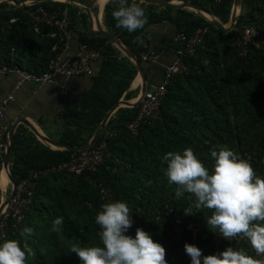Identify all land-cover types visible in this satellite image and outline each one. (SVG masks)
<instances>
[{
    "label": "trees",
    "instance_id": "trees-1",
    "mask_svg": "<svg viewBox=\"0 0 264 264\" xmlns=\"http://www.w3.org/2000/svg\"><path fill=\"white\" fill-rule=\"evenodd\" d=\"M182 1L204 7L205 2L208 0ZM231 1L232 0H224L222 5L218 7H214L209 1L208 2L211 4L213 14H216L220 17H227V15L230 13L229 5L231 4ZM128 2L130 4L132 0H128ZM136 2L141 3L140 0H136ZM245 5H247L248 8L249 22H251V25L253 24L259 35L264 38V0H246ZM43 6L48 10L56 11L61 15L63 11L68 8L69 29L76 30L74 23L75 21L73 18L75 11L74 8L65 4L50 5L44 3ZM141 6L146 11L148 23L143 29L133 33H129L124 28L117 27V21L113 17V12L116 11L118 7L115 5H107L105 14V20L107 22L109 32L118 35L120 39L123 40L125 45L138 57L141 64L142 60L140 57V52L142 50V44L147 41L143 33L145 28H147L150 24L169 21L177 26L178 32H185L187 35H190L195 29L199 27L209 28V32L205 37V41L197 49L196 54L191 56L186 55L184 57V61L190 67L189 73L174 77L167 86V92L161 104V112L159 114L160 120L157 122L156 128H153L152 125H150L152 120H148L147 122H144L140 125L138 134L135 136L131 133L123 132L107 139V151L104 155L103 162L98 166L96 171L86 170L81 175H75L68 172H57L50 173L48 175L43 174V176L41 173L50 170L52 167L67 165L71 155L76 151H53L45 148L44 146H40L39 144L27 143L26 139L28 138L22 134V131H17L14 136L11 150V176L17 186H19L22 181L26 179L33 183L36 182L32 190V201L25 209V219L22 222V226L20 225L21 227H23L25 224H28L34 218L31 213H39L40 210L47 211L48 208H51L57 212L58 206H63V200L61 198L54 196L50 189H44V185H46L48 178L66 175L75 176L77 185L79 188L83 189V198L85 202L90 203L91 206H84L82 209V215L85 219L83 224L78 223L76 220L68 216L69 220L67 221L69 222L70 226H62L61 231L65 235L66 239L71 243H77L86 246L87 240L94 238V235H96L98 229H100L99 225L95 223V217L98 212L102 210L101 206L105 203H110V192H108L107 195L104 193L105 190H108L107 188H111L109 189L111 190V193H114L115 200L118 199L121 201H127L131 199L132 203V201L135 199L134 191L137 187L138 181L140 180L141 174L139 176L137 175V172L139 171H136V168H134L133 161L136 156H142L144 154V151H146L148 146L149 138H155L157 136L159 137L160 133L164 134L167 129L174 128L172 125L174 121L172 118L173 110L178 111L180 117L183 119L181 122H184L185 119H188L183 125L178 122L180 124V130L177 129L179 132L177 134L184 138H191V147L194 152H203L210 156L212 150L219 151L218 146L226 145L231 150L234 147L240 148V136L237 134L235 129L237 127L233 128L231 127L232 125H229L224 121L221 125L216 126L218 120L213 118L214 115L211 114L208 107V101L216 99L214 98V94L209 95L207 91L199 93L196 96L202 97V99L198 102L197 97L193 98L192 96L183 93L185 86H192V81H195L203 87L207 85L208 76L205 75L206 72L204 71L205 66H203V61L209 59L210 62H217L219 57L218 45L220 40L217 38L216 34L221 33L222 31L214 27L212 23L205 17L191 11L167 7V10L157 12V7L154 4L142 2ZM171 11H176V15L173 16L170 13ZM0 13V67L4 65H18L19 67L32 73L44 72L48 68L50 59L52 57V47L57 42L56 38H52L49 35V33L54 31V29L46 25H40L41 32L38 34L34 31L32 24L23 25L22 23H24V21H30V19L22 9H16L11 13H4L3 11ZM13 18L16 19L15 22L10 23L9 21ZM245 19L246 16H239L233 30L228 31L227 33L222 32L227 43L225 47V53L228 55L229 59L234 57V65L227 69L230 73H233L231 71L233 69H239L241 72L239 78L237 79L239 83H237L234 79L231 80L230 77V80L228 81L229 83L226 82L224 86L220 87L221 92L226 89L237 88L238 86L245 84L243 81L246 78V80H248L249 87L253 85V88H255L256 84L251 83L253 79H257L260 83H262L261 86H264V47L257 49L252 47V49L249 51V54H247L245 57L239 56L238 51L236 50L235 42L243 38V34L240 31V25L245 21ZM137 36L141 38L140 41H136ZM80 41L82 44H87L90 48L96 49L101 54V58H103L101 72L99 76L95 77L94 79V87L82 100L86 104L83 106L85 108L90 105L88 103L91 101H94L99 105V103L101 104V102L103 103L105 100V97L103 96L104 94L98 92V89L102 82L109 81L105 80V77L112 69L115 58V47L108 41L106 37L103 36L89 38L82 35L80 37ZM255 49L257 54L254 53ZM41 50L43 51V62L41 63L40 61L39 68L33 65L34 67L30 69L29 66V68H25L22 65V59L26 53L31 56L37 53V51ZM122 58V62L128 69L129 74L126 80L120 82L121 89L116 91L115 98H112V102L110 105H108L110 107L113 105L114 101H118V98L124 92L123 88L129 86L137 75V69L135 65L129 61L128 58L124 56H122ZM248 61L251 62V64H249ZM250 69H252L256 74L254 77H252L248 72ZM260 75L262 76L258 78L257 76ZM252 105L253 106L237 108V111L241 112L242 115L246 117L247 123H249L247 129L249 127L250 128L249 131H247V138L245 139H250L249 142L251 144V151H253L256 148V145L259 144L261 145V148H264V128H261V126L264 127V91H262L259 96L255 97ZM75 107H73V105H68L65 111V117L77 118L79 113ZM110 107H108V109ZM189 109H191V112L188 114L187 111H189ZM132 110H135L136 113L132 117L128 118L126 123L134 120L138 114L139 106L133 108ZM106 112L107 110L103 111L101 114L99 113L98 109L94 110L93 113L95 116L93 119V124L95 123L96 127L100 124L103 117L106 115ZM176 119L178 121V118ZM177 121L175 122L177 123ZM112 122H114V120L111 119L110 123ZM125 125L126 124H122L116 128L121 129L124 128ZM216 130H219V134L216 132ZM252 130H256V133H253ZM193 131H195L194 134L191 133ZM185 132H188L189 134H186L190 136H185ZM206 132H209V134H206ZM251 133H253L254 136ZM105 134V132L102 133L94 145H99L105 139ZM249 136H253V138H250ZM76 140L77 138L74 137L70 139V141H61V143L74 147H82L87 144V142L80 143ZM177 147H179V145ZM168 151L169 148L166 147L165 152ZM211 161H213L212 158ZM155 174L156 172H153L154 176ZM262 174H264V171H262ZM153 191L154 190H151V193H153ZM151 193L149 194L151 197H153ZM119 196H122V198ZM40 198H42L41 201ZM144 199L149 200V195L145 196ZM150 205L151 204L149 203L146 207L149 210L150 208L148 207ZM167 205L169 208L173 209V213L161 215L160 211L167 207ZM180 206L182 207L183 204L178 201H163L162 205L151 207L152 213L150 216H152V219H149V221L146 220V218L136 214L135 210L130 208L132 211L131 217L133 219L134 228H130L126 234L135 238L136 229L142 227L143 225L144 227L142 228L145 231L151 233L153 239L155 240L158 229L163 222H168L171 220L175 221L176 223L178 222L176 216L179 214L183 215ZM64 215L65 214L62 209L59 217H64ZM53 217L54 216L49 217V221L46 220L49 225L53 223ZM135 217H137V220H135ZM182 224H186V222ZM183 228H186V226ZM15 231L16 230L13 232ZM200 231L201 233L199 234L200 236L197 240L198 243L204 244L205 241L211 236L209 237V235L203 232L201 228ZM13 232L10 233L7 239L16 237L13 235ZM186 233L188 234V240H190L192 244L196 245L195 242H193L192 232L188 230ZM58 237L59 235L56 231H52L50 233L48 232V234L42 236L40 245L43 246L50 244L51 247L47 249L45 254H40V249L37 250L38 257L35 258V264H62V262H65L66 264L69 262L71 264V259L75 258L74 261L72 260L73 262L78 260V255L74 252H70V248H68L66 244L64 245L60 243L58 241ZM99 243L100 246H103L101 242ZM184 245V243L180 244L175 239H170L169 244L164 247L166 248V253L168 254L169 258L179 259L181 258L179 251L184 248ZM187 264H191V259Z\"/></svg>",
    "mask_w": 264,
    "mask_h": 264
},
{
    "label": "rangeland",
    "instance_id": "rangeland-1",
    "mask_svg": "<svg viewBox=\"0 0 264 264\" xmlns=\"http://www.w3.org/2000/svg\"><path fill=\"white\" fill-rule=\"evenodd\" d=\"M171 1H175V0H171ZM245 2L246 0H241V3L237 9V17H236V22H237L239 16H246L245 21L240 25L241 27L240 31L243 34V38L244 36H246V38L250 37L249 40H251V43L248 44V49H247L248 52L246 53V55H244V57L247 56V54H249V51L252 49V47H255L256 49L264 47V38L261 37L257 31L253 35L250 33H248V35L245 34V32L251 31V29L255 28L253 24L251 25V22H249L248 8H247V5H245ZM183 3H186V2H183ZM234 4H235V0H232L231 4L229 5L230 13L227 15V17H220V16H217L216 14H213L212 9H211V4H209L208 2H205V5H207L206 10L211 14L210 16L208 15L206 16L208 17L210 21L216 18L225 26H230ZM114 5L118 7L119 3L117 5L116 4ZM156 7L157 9H159L160 5H156ZM2 8L3 6L0 5V12L3 11L1 10ZM190 10H193V12H196V10L194 9H190ZM13 11L14 10L11 9L9 11H3V12L11 13ZM196 13L200 14L199 12H196ZM29 19L30 21L26 20L22 24L23 25L32 24L33 27H35L36 24L33 22L32 18L29 17ZM236 22H235V25H236ZM103 23L107 29L108 25H107L106 20H104ZM234 27L231 30H233ZM39 28L41 29V27ZM93 28H96V27L93 26ZM216 35H217V38L220 40L219 45H218V48H219L218 60L217 62H210L209 59L203 61L204 62L203 66H205L204 71L206 72L205 75L208 76L207 85L203 87V86H200L195 81L189 80V81H192V86L190 85L185 86L183 93H185L186 95H190L193 98L197 97L198 102L202 99V97L196 96L199 93H203L207 91L209 95L210 94L215 95L214 97L216 98L215 100L212 99L208 101L209 102L208 107L210 109L211 114L214 115L213 118L218 120V123L216 124V126L221 125L224 121V122H227L229 125H232L231 127L233 128L237 127L235 129L237 131V134L240 136L241 146L240 148L234 147L232 150L241 158L249 160L256 175L261 178H264V174H262V171H264V148L263 147L261 148V145L259 144V145H256V148L254 147L255 149L253 151H251V148H250L251 144L249 142L250 139H247V140L245 139L247 138V133H248L247 131H249V128H250L249 127L247 129V127L249 126V123H247L246 117H244L241 112L237 111V108L253 106L252 103L254 102L255 97L259 96L262 93V91H264V86L263 85L261 86L262 83H260L257 79H253L251 83H255L256 85H255V88H253V85L250 86L251 87L250 88L248 80H246L247 79L246 78L243 81V83L245 84H242L238 86L237 88L226 89L222 92L220 91V87L224 86L225 83L230 80V77H231V80L234 79L237 83H239L237 79L239 78L241 71L239 69L231 70L233 73H230L228 71L227 68L234 65L233 63L234 57L229 59L228 55L225 53V47L227 43L223 37L222 32ZM121 41L123 42V40ZM239 41L237 40L235 44H237V42L239 43ZM114 47H115V52H114L115 58H114L113 66L111 69V72L113 74L110 75V79H109L110 83L109 85H107V87L110 88L108 90L110 92H112L115 89L116 91H119V89H121V86H120L121 80L126 79L129 74V71L125 67L124 63L122 62V59H119L121 58V56L125 57L126 55L117 45H114ZM256 49L254 50V53L257 54ZM249 61L248 63L251 64V62ZM248 72L251 74L252 77L256 75L252 69H250ZM262 75L257 76V77L259 78ZM112 81L114 82V86L111 85ZM243 85H244V88H243ZM245 88H248V89H245ZM122 105H123V108H126L125 103H122ZM187 112L189 114V112H191V109H189V111ZM172 114H173L172 118L174 120L172 125L174 126V128L167 129L164 134L160 133L159 137L157 136L155 138H149L148 146L146 148V151H144V154L142 156H136V158L133 161L134 168H136V171H139L137 172V175L139 176L141 174V176H140V180L137 183V187L135 188V191H134L135 199L132 201V203H131V199L126 201L129 207L135 210L136 214H138L139 216L143 218H146V220L149 221V219L150 220L152 219V216H150V214L152 213L151 207L153 206L156 207L157 205L160 206L162 205L163 201H166V202L178 201L181 204H183L182 207L180 206L181 212L183 215L179 214L176 216L178 222L176 223L175 221H172V220L168 222H163L160 225V228L158 229L155 241L161 243L163 246L168 245L170 239H175L180 244L182 243L192 244V242L188 240L187 238L188 234L186 233V231L188 232V226L194 224L197 227L199 234L201 233L200 231V228H201V230L205 232L206 234H208L209 237L211 236L209 239L205 241L204 244L198 243L197 239H199L198 238L200 236L199 234L195 240L192 236L193 242H195L197 247L202 249V253L204 256L214 255L217 252H222L226 250L227 247H232L234 250H237L238 248H243L245 249L246 252H248L249 255H252L254 258L262 259V257L256 256L255 250L251 247L250 242L247 241L246 239H241L240 237H237L234 239L233 244L231 245L230 244L231 240L225 239L222 235H220L218 229H216L215 231L212 230L211 227L208 225L207 221H208V217L212 216L213 210L206 209V208L197 209L195 206L196 198L193 194L184 192L182 196L177 197L176 192L178 190V186L174 183L169 182V179L165 174L167 163L163 162L162 158L167 153L165 152L166 147L169 148V151H181V152L184 149L191 147V138H184L180 136L179 134H177L179 133L177 129L180 130L179 123L183 125L185 121H187L188 119H185L184 122L183 121L181 122V120L183 119L180 117L177 110H173ZM159 118H160V115H158L155 118L150 119L152 120L151 121L152 123L150 125H152L153 128L154 127L156 128L157 122H159L160 120ZM176 118H178V121ZM175 121H177V123ZM261 128H264V127L261 126ZM194 132L195 131L191 133L194 134ZM216 132L218 133L219 130H216ZM252 132L256 133V130H252ZM186 133L189 134L188 132H185L184 133L185 136H190V135H187ZM206 134H209V132H206ZM253 136H249V137L253 138ZM76 137L78 140H80V143L87 142V144L92 139V138H89L90 134H84V131L82 130H80L79 132H76ZM178 145L179 147H177ZM195 153L197 154L198 158L201 159L205 163V165L209 168V171L210 172L213 171L215 161L214 160L211 161V158H212L211 155L209 156L203 152H195ZM153 172H156L155 176L153 175ZM41 174L45 175L46 173H41ZM109 188L107 189L110 190L111 188L110 189ZM44 189L45 190L50 189L54 196H56L57 198H61L63 200V203H62L63 206L61 207L58 206L57 212L51 208H48L47 211L40 210L39 213L38 212H35L34 214L31 213L34 218L28 224H25L23 227H21L22 226L21 224L20 228L16 230L15 232H13L14 233L13 235L16 237L13 236L14 238L12 239H19L21 241V246H22L23 242L25 241V237L20 236L21 231L26 227H30L33 229V233L27 236V243L33 249V253H34V255L28 257V264H35V258L38 257L37 250L40 249L39 251L40 254H45L47 249L51 247L50 244L43 245V246L40 245V240L42 236L48 234V232L49 233L52 232V224L49 225L47 223V221H49L48 219H50L49 217L54 216L52 218L54 221L57 217H59L60 212L63 209V212L65 215L63 217V224L61 225V228L64 225L70 226L69 222L67 221L69 220L68 219L69 217L73 218L78 223L83 224L85 219H84V216L82 215V209L84 208V206H87V207L91 206L90 203L85 202L83 198L84 197L83 189L79 188V186L77 185L75 176L66 175V176L50 177L48 178L46 185H44ZM108 190H105L104 193L107 195L108 192H110L109 193L110 202L111 201L112 202L121 201L118 199L115 200L114 193L113 192L111 193V190L110 191ZM151 190H154L155 192L153 191V193H151ZM180 190L183 191V189H180ZM149 193H151L153 197H151ZM147 195H149V200L144 199V197ZM119 197L122 198V196H119ZM41 200L42 198H40V201ZM149 203L151 204L148 207L150 208V210L146 208ZM185 211L189 214H186ZM161 212L162 211H160V213ZM161 215H166V214H161ZM135 220H137V217H135ZM185 222L186 224H182ZM184 226H186V228H183ZM142 227L144 226L142 225ZM132 228H134V224L132 225L131 229ZM99 231L100 229H98V232ZM57 233L59 235L58 241L64 245L66 244V246L70 248V246L73 243H71L70 241L66 239L65 235L63 234L61 230ZM97 233L96 235H94L95 236L94 238L87 240L86 246L80 245V244L79 245L82 247L100 246L99 242L101 241ZM179 254L181 255V258L177 259V258H169L168 254L166 253V259L168 261V264H187L188 261L191 259V257L186 254L184 248L181 251H179ZM74 259L70 260L72 262L71 264H83V261L79 258V256H78L77 261L73 262ZM62 264H66V263L62 262ZM67 264H70V263L67 262ZM202 264H203V261H202Z\"/></svg>",
    "mask_w": 264,
    "mask_h": 264
},
{
    "label": "clouds",
    "instance_id": "clouds-1",
    "mask_svg": "<svg viewBox=\"0 0 264 264\" xmlns=\"http://www.w3.org/2000/svg\"><path fill=\"white\" fill-rule=\"evenodd\" d=\"M132 0H119L113 12L117 27L129 33L143 29L148 23L145 9ZM136 37V41H140ZM212 150L215 161L213 171L198 158L191 147L181 151H168L162 158L167 163L165 174L170 183L178 186L180 197L184 192L193 194L197 209H211L208 225L219 230L225 239L237 237L246 239L257 257H264V178L256 175L249 160L241 158L228 146ZM180 189H183L181 191ZM95 217L99 225L97 233L103 246L82 247L77 243L69 251L76 253L83 264H168L166 248L155 241L152 234L143 228L136 229L135 238L126 233L133 225L131 209L126 201L105 203ZM186 214H189L185 211ZM63 217L52 223V231L59 232ZM33 233L24 228L20 236L25 237L21 246L19 239H6L0 243V264H28V257L34 255L27 243V236ZM184 249L191 257V264H264V258L257 259L243 248L227 247L222 252L204 256L202 249L186 243Z\"/></svg>",
    "mask_w": 264,
    "mask_h": 264
},
{
    "label": "crops",
    "instance_id": "crops-1",
    "mask_svg": "<svg viewBox=\"0 0 264 264\" xmlns=\"http://www.w3.org/2000/svg\"><path fill=\"white\" fill-rule=\"evenodd\" d=\"M142 2L144 1L142 0ZM173 2L183 3L184 1L175 0ZM44 3L50 5L65 4L75 9L73 18L75 21L74 23L76 30H72L73 36L68 41V49L66 51L67 55L75 56L79 53L81 44L80 37L82 35L89 38H96L103 36L97 32L98 28L109 31L107 30L108 28L106 29L103 23L105 20L106 7L107 5H114L119 3V0H0V5L3 6L1 10L3 11L20 9L21 5H43ZM167 7L169 6L160 5V8L157 9V12L167 10ZM204 7L203 8L206 9L207 5H204ZM180 9L193 12V10L186 8ZM170 13L175 16L177 12L171 11ZM198 15L203 16L207 20H209L206 15ZM93 26L96 28H93ZM39 27L40 25H35L34 27V31L38 34H40L41 32ZM177 33V26L169 21L153 23L145 28L143 34L146 37L147 41L144 42L143 45H146L150 49L155 50L159 56L158 63L156 64L142 61V66L147 79V89L160 85L163 82L166 67L176 59V51L178 48V43L176 41ZM42 52V50L37 51V53L31 56L26 53L25 56H23L22 65L25 68L30 67V69L34 66L39 68L40 61L41 63L43 62ZM125 57L128 58L127 56ZM102 59L103 58H100L93 63V75L76 76L71 78L67 82V84L69 85L68 97H65L62 93V86L65 83V80L63 78H58L57 82L53 84L34 85L30 83H23L16 91V102L10 104L9 108L7 109L5 123L10 125V129L14 124L18 123L15 129V133H17V131H22V134L28 138L26 139L27 143L39 144L40 146H44L45 148L53 151L64 149L49 144L44 140V138H48L54 142L61 143V141H70V139L76 137V132H79L80 130L84 131V134H90L89 138H93L97 130L102 126V123L107 114L114 107L117 108L109 117L102 133L113 131L117 129V126H120L122 124H128L126 123L128 118L132 117L136 113L135 110L132 109L139 106L135 105V103L139 99L143 88L142 78L139 76L138 70L134 80L130 83L129 86L123 88L124 92L118 98V101H114L111 107L108 105H110L112 100L115 98L116 89L112 92L108 91L110 89L109 87H107V85H109L110 83L109 81L102 82L98 89V92L104 94V102H101V104L99 103L98 105L94 101H91L90 103H88L90 104L88 107H83L86 104L82 100L85 98L86 94H88L92 90L95 84L94 79L95 77L99 76L101 72ZM119 59H123L122 56ZM129 61L131 60L129 59ZM111 74L113 73L110 71L106 75L105 80H109ZM17 79V76L12 74L0 75V100L8 95ZM113 81L111 82L112 86H114ZM122 103L126 104V108H123ZM68 105H73V107L76 106L75 109L79 113L77 118L65 117V111ZM108 107L110 108L108 109ZM95 109H98L99 113L101 114L103 111L107 110L106 115L103 117L100 124L97 125V127L95 123L93 124V119L95 116L93 112ZM111 119L114 120V122L110 123ZM76 141L80 142V140L78 139ZM11 165L12 158L10 155L7 169L4 166V162L0 166V206L6 199L10 198V196L12 195V192L14 191V184L17 187V184L11 176ZM3 171L7 173V176L9 178L8 182H3L1 179V173Z\"/></svg>",
    "mask_w": 264,
    "mask_h": 264
},
{
    "label": "built area",
    "instance_id": "built-area-1",
    "mask_svg": "<svg viewBox=\"0 0 264 264\" xmlns=\"http://www.w3.org/2000/svg\"><path fill=\"white\" fill-rule=\"evenodd\" d=\"M213 6H221L224 0H208ZM20 9L26 15L32 18L36 25H46L54 29L49 35L56 38L57 42L52 47V57L48 68L41 73L29 72L18 65L1 66L0 75L12 74L17 76L13 88L0 100V164H3L8 146L10 144V125L5 123V116L10 104L17 100L16 91L23 83L34 85L53 84L58 78H63L65 83L62 86V93L65 97L69 95V85L67 82L76 76L93 75V63L99 60L101 54L87 44H80L79 53L75 56L67 55L68 41L73 36V31L69 29V11L66 8L62 15L56 11H50L43 5H21ZM16 19H11L10 23ZM38 29V28H37ZM256 29L245 32L255 34ZM209 32L208 27H199L190 35L185 32H178L176 41L178 48L176 51V59L165 69L164 80L160 85L148 89L139 103V111L133 121L125 125L124 128L113 130L105 134V139L99 144L91 146L85 150L76 151L71 155L67 165L52 167L50 170L43 172L46 174L57 172H68L75 175H81L86 170L96 171L98 166L103 162L104 155L108 148L107 139L123 132L137 135L139 127L142 123L157 117L161 112V104L167 92V86L171 80L179 75H186L190 71L189 65L184 61L186 55H195L197 49L204 43L205 37ZM250 37L242 38L237 42L236 50L239 56H244L248 52V44L251 43ZM141 60L156 64L159 56L155 50L142 44ZM36 177V176H35ZM36 184L30 180H23L16 187L10 202L4 207L0 213V242L7 239L11 232L17 230L25 219V209L32 201L33 187ZM173 213V210L166 207L160 214ZM188 230L192 232L194 240L198 236L197 227L192 224L188 226ZM231 240V245L233 244ZM264 258V257H262Z\"/></svg>",
    "mask_w": 264,
    "mask_h": 264
},
{
    "label": "water",
    "instance_id": "water-1",
    "mask_svg": "<svg viewBox=\"0 0 264 264\" xmlns=\"http://www.w3.org/2000/svg\"><path fill=\"white\" fill-rule=\"evenodd\" d=\"M143 1H145L147 3H151V4L163 5V6H169V7H180V8H186V9H194V10H196V12H199L201 15H208V16L211 15L203 7H199V6H196V5H194L192 3H188V2H186V3H175V2L170 1V0H143ZM240 3H241V0H235L230 26H225L216 18H214L211 21L209 20V21L212 23V25L214 27H216L217 29H220L223 33H227L235 25L236 17H237V9H238V6L240 5ZM97 32L100 35L105 36L109 40V42L112 43L113 45H117L124 52V54L134 63L135 67L137 68L139 76L142 78V83H143L141 96L137 100V102L135 103V105H139L141 99L143 98V96L145 95V93L147 91V87H146L147 79H146L145 71L143 69L141 62L137 59L135 54L125 45V43H123L121 41V39L118 35L113 34L109 31H105L102 28H98ZM116 108L117 107H114L107 114V116L105 117V119L102 123V126L97 130V132H96L95 136L92 138L91 142L89 144H87L86 146L74 147L71 145H65V144L54 142L48 138H44V140L53 146L62 148L64 150H69V151H80V150H85L87 148H90L91 146H93L97 142L98 138L100 137V135L104 129L106 122L108 121L111 114L116 110ZM17 125H18V123L14 124L10 129V144L8 146L7 153H6V156L4 159V166L6 167V169H7L8 163H9V158H10L11 150H12V144H13L14 136H15V129H16ZM13 183H14V181H13ZM15 189H16V185L14 184V191L12 192V195L10 196V198H8L3 204H1L0 213L4 209V207L10 202L11 198L14 195Z\"/></svg>",
    "mask_w": 264,
    "mask_h": 264
},
{
    "label": "bare ground",
    "instance_id": "bare-ground-1",
    "mask_svg": "<svg viewBox=\"0 0 264 264\" xmlns=\"http://www.w3.org/2000/svg\"><path fill=\"white\" fill-rule=\"evenodd\" d=\"M1 179H2L3 182H5V181L8 182L9 178H8L7 173H6L5 171H3V172L1 173ZM3 182H2V183H3ZM7 182H6V183H7Z\"/></svg>",
    "mask_w": 264,
    "mask_h": 264
}]
</instances>
